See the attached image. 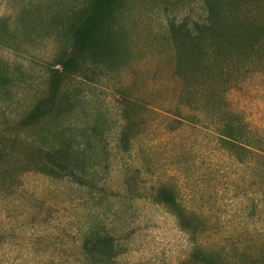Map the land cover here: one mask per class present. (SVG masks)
Here are the masks:
<instances>
[{"label": "rangeland", "instance_id": "374dc122", "mask_svg": "<svg viewBox=\"0 0 264 264\" xmlns=\"http://www.w3.org/2000/svg\"><path fill=\"white\" fill-rule=\"evenodd\" d=\"M214 1L252 33L206 0H0V264H82L100 227L116 264H264V163L215 134L264 135V0ZM58 149L86 186L43 173Z\"/></svg>", "mask_w": 264, "mask_h": 264}, {"label": "trees", "instance_id": "16d2710c", "mask_svg": "<svg viewBox=\"0 0 264 264\" xmlns=\"http://www.w3.org/2000/svg\"><path fill=\"white\" fill-rule=\"evenodd\" d=\"M206 4L210 11V16L208 23L210 24L206 29L208 33H211L214 38L216 33L214 30L215 21L218 20V17L224 16V26H225V35L226 41L233 43V38H231L232 32L238 31L240 33L251 34L252 30H248L246 23L244 21H238L233 23L229 20L228 9L225 10L224 15L218 16L214 0H206ZM43 5H46V3ZM42 5V6H43ZM58 5V4H57ZM47 6V5H46ZM45 6V7H46ZM57 7V6H56ZM40 7H37L39 9ZM49 8L50 4H49ZM55 15H53L54 17ZM52 19V18H51ZM198 32H201L198 25L195 26ZM85 27H77L72 31V37L74 40V45L79 48H83L88 40V34L84 31ZM214 34V35H213ZM230 36V37H229ZM240 37H238L239 39ZM261 38V37H260ZM264 39H249L247 42L248 46L257 47L260 42ZM217 130L215 134L217 138L223 143L226 149H231L236 153V150L240 154L249 155L251 161L261 159V162L264 163V135H259L247 126V124L240 119L234 124L232 122L223 121L218 123ZM65 149H58L52 154H48V160L43 162V168L45 174L54 178H63L69 176L73 178L78 184L87 185L88 181L85 179V175H80V177L67 166H63L62 159H65L67 156ZM236 158L240 163H246V159L241 158L239 155H236ZM155 202L164 208L168 209L169 212L174 216H180L179 214L183 211H186L182 206L178 193L169 188L167 185L163 184L157 188L155 191ZM177 217V218H178ZM201 227L194 226L192 234L194 237L203 233ZM123 253L119 245V241L109 235L103 227L96 229L94 233L86 235L81 241L80 247V257L82 264H116L117 258Z\"/></svg>", "mask_w": 264, "mask_h": 264}]
</instances>
